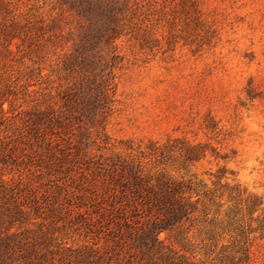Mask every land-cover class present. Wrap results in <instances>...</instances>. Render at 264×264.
I'll use <instances>...</instances> for the list:
<instances>
[{"label": "rangeland", "instance_id": "rangeland-1", "mask_svg": "<svg viewBox=\"0 0 264 264\" xmlns=\"http://www.w3.org/2000/svg\"><path fill=\"white\" fill-rule=\"evenodd\" d=\"M52 2L0 0V21L57 17ZM154 24L157 42L151 49L119 43L126 59L105 131L89 143L93 161L132 158L150 175L193 185L197 211L181 228L159 235L166 251L191 264H230L249 246L244 264H264V0H169ZM56 36L22 65L8 62L3 71L15 80L18 70L37 62L49 74L66 41ZM33 82L14 110L54 105L56 78ZM10 135L0 130V139ZM85 168L76 171L92 192L93 183L99 184L96 203L109 211V189L102 191V180L109 187L108 173L93 181ZM95 226L100 240L85 237L84 229L69 230L56 234L53 244L102 248L109 225Z\"/></svg>", "mask_w": 264, "mask_h": 264}, {"label": "trees", "instance_id": "trees-1", "mask_svg": "<svg viewBox=\"0 0 264 264\" xmlns=\"http://www.w3.org/2000/svg\"><path fill=\"white\" fill-rule=\"evenodd\" d=\"M168 1L53 0L57 17L0 21V130H11L0 139V264H191L166 251L159 235L181 228L197 211L193 185L150 175L132 158L93 161L89 150L115 103L117 72L126 59L119 43L151 49L157 42L154 20ZM53 36L66 41L49 74L37 62L18 70L15 80L3 71L8 62L22 65ZM45 76L58 82L54 105L14 110L21 96L31 94L33 80ZM83 165L93 181L108 173L109 187L102 180V191L109 189V211L96 203L99 184L92 192L76 171ZM105 221L109 238L102 248L53 244L56 234L69 230L84 229L85 237L100 240L95 224L104 227ZM238 253L230 264L250 261L249 246Z\"/></svg>", "mask_w": 264, "mask_h": 264}]
</instances>
